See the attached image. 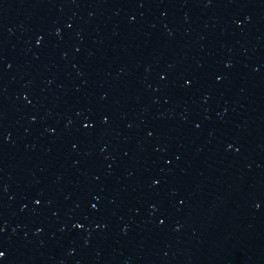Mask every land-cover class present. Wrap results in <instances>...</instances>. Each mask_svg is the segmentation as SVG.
Instances as JSON below:
<instances>
[{"label": "water", "instance_id": "obj_1", "mask_svg": "<svg viewBox=\"0 0 264 264\" xmlns=\"http://www.w3.org/2000/svg\"><path fill=\"white\" fill-rule=\"evenodd\" d=\"M0 264H264V0H0Z\"/></svg>", "mask_w": 264, "mask_h": 264}]
</instances>
